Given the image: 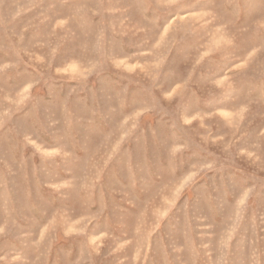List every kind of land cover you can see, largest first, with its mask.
I'll use <instances>...</instances> for the list:
<instances>
[{
	"label": "rangeland",
	"instance_id": "rangeland-1",
	"mask_svg": "<svg viewBox=\"0 0 264 264\" xmlns=\"http://www.w3.org/2000/svg\"><path fill=\"white\" fill-rule=\"evenodd\" d=\"M0 264H264V0H0Z\"/></svg>",
	"mask_w": 264,
	"mask_h": 264
}]
</instances>
